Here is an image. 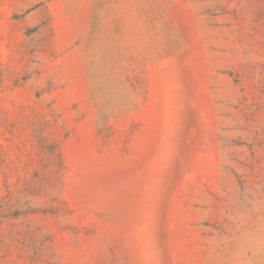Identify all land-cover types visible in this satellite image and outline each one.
I'll list each match as a JSON object with an SVG mask.
<instances>
[{
	"label": "rangeland",
	"instance_id": "obj_1",
	"mask_svg": "<svg viewBox=\"0 0 264 264\" xmlns=\"http://www.w3.org/2000/svg\"><path fill=\"white\" fill-rule=\"evenodd\" d=\"M0 264H264V0H0Z\"/></svg>",
	"mask_w": 264,
	"mask_h": 264
}]
</instances>
